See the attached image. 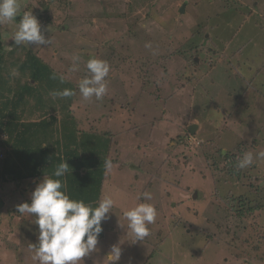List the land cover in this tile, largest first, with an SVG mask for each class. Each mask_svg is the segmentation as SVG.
<instances>
[{"label":"rangeland","instance_id":"rangeland-1","mask_svg":"<svg viewBox=\"0 0 264 264\" xmlns=\"http://www.w3.org/2000/svg\"><path fill=\"white\" fill-rule=\"evenodd\" d=\"M174 1L18 0L20 11L16 22L0 24L2 51L5 53L16 45L13 36L24 13L32 12L36 18L45 17L43 22L49 18L50 23H55L53 33H50L53 29L49 26L45 30L41 26L42 34L51 41L49 44L43 48L31 46L45 60L50 59L59 74L73 73L71 76L77 79L74 73L80 69L72 70V59L77 53L109 64L110 71L106 78L108 92L105 97L89 103L87 107L82 106V110H75L80 118L79 123H82L81 130L106 134L112 141L118 137V142H114L107 152L112 168L107 170L104 188L111 187V190L107 193L103 189V196H110L113 200L118 196V199L124 198L120 203L114 200L109 225L118 221L119 215L124 217L125 211L140 203L152 204L156 210L163 209L171 219L190 218L189 214L195 212L196 206L199 205L200 210L204 208L209 202L207 198L213 197L214 201L222 197L223 206L230 207L232 203L226 198H231L229 195L236 189L237 180L222 179L212 190L211 183L205 180L209 176L203 180L200 172H192L193 165L208 167L209 161L203 154L210 160L216 158L223 162L219 151L222 149L225 153L227 150L232 152L240 149L241 145L238 144L243 138L248 139L244 145L248 152L254 156L262 149L264 152V146L261 148L260 143L255 142L254 134V131H261V123H264V93L243 94L241 98L251 101L246 108L244 103L235 104L239 91L249 87L253 81L256 83L260 80L264 84V73L262 70L260 73L257 71V68L264 66V0H243V5L237 8L233 6L235 0H200L196 7L190 3L187 5L189 12L194 14L197 11L195 19L191 20L187 16L188 21L184 20L187 24L183 27V20L181 24L175 22L176 33H173L171 26L174 23L173 16L185 19V15L179 14V9L172 4ZM256 2L258 7L254 6ZM250 4L254 6L251 8L253 11L245 14ZM170 7H173L172 13L167 10ZM165 10L167 12H163ZM146 13H149L151 20L142 19L143 16L144 19L148 18ZM161 15L166 20L158 22V16ZM141 21L153 28L158 23H164L168 34L150 26V31H141ZM161 34L166 37L160 38ZM247 37L252 40L245 43L242 52L238 53V62L234 60L230 66L227 64L228 57L233 54L238 42H246L244 40ZM230 41L234 42L226 48L224 61L209 63L205 57L207 48H211L214 43L215 47L212 48H216L217 54H220L219 50H223V45ZM146 44H151V48L146 47ZM163 44L164 50L158 52ZM199 57L200 62L197 61ZM208 65H212L211 69ZM145 70L148 72L146 77ZM245 118L251 123L246 124L247 128L240 125L241 120L247 123ZM22 119L36 121L40 116L22 115ZM137 124L143 125L141 130ZM190 126H195L194 133H185L184 128L189 130ZM134 132L139 134L136 136L139 147L135 144L125 149L119 141L124 140L127 133L130 136ZM143 135L149 136V140ZM171 146L175 148L170 149ZM262 164L264 159H254L247 169L254 176L261 173L258 174L259 179L256 178L262 180L259 184L264 194V170H258ZM12 186V183L0 185V197L10 194L9 198L3 199L6 206L0 200V264H39L38 260L33 259L35 252L31 247V244H38L36 217L31 215L24 218L28 214H21L17 218L13 213H18L19 193ZM26 186V183L22 184L19 190L27 194V189H23ZM116 192L118 195H115ZM145 192L151 194V200L143 197ZM259 204H264V196L256 197L255 205ZM257 213L262 214V217H250V229L245 231L244 236L243 232L236 235L238 240L230 238L241 224L236 226L235 221L228 224L226 216L217 214L220 224H226L221 232L230 225V233L222 240L227 243L226 248L233 255L255 259L248 264H264V211L259 210ZM252 230L254 239L248 236ZM151 232L150 228V235L142 241L118 240L121 238L119 235L107 233L106 239L98 243L95 252L84 258L83 264H107L106 255L113 245L122 249L121 258L116 264H181L180 260L174 262L175 257H168L172 253H163L166 248L160 241L162 238L156 237L158 231L154 229ZM247 236L250 238H245ZM213 255L212 251V255L204 256L207 264L213 263ZM197 259L183 257L182 261L183 264H193L198 262Z\"/></svg>","mask_w":264,"mask_h":264},{"label":"trees","instance_id":"trees-1","mask_svg":"<svg viewBox=\"0 0 264 264\" xmlns=\"http://www.w3.org/2000/svg\"><path fill=\"white\" fill-rule=\"evenodd\" d=\"M37 19L41 25L44 23L54 31L55 27L53 25L55 23H50L49 18L47 22H43L45 17L40 16ZM43 47L38 46V48ZM2 50L3 44L0 33V148L5 150L4 157L0 159V185L9 181L25 183L28 178L31 181L34 180L40 183L44 178L51 177L56 166L65 160L70 168L68 174L61 179L67 185V194L72 199L82 200L94 207L97 206L104 197L103 189L108 174L104 167V162L108 161L107 152L110 151L114 142H118L116 140L118 137L112 141L111 137H107L106 134L86 132L80 129V118L75 114V110L76 112L82 110V106L87 107L86 105L96 101L95 97L85 101L79 93L80 81L91 75L86 68L87 61L91 58H87L81 53L74 56L80 58L77 62L72 59L80 69L74 73L77 78L74 79L71 76L73 73L59 74L54 63L50 59L45 60L42 57L43 55H39L40 53L37 51H33L31 45H15L5 53ZM144 75L145 77L148 76L146 70ZM106 82L108 84V81ZM64 89L72 90L74 95L66 98L53 96V93L61 92ZM250 91V87L239 91L236 97L238 100L235 104L244 103L246 108L251 101L241 97ZM34 114H38L40 119L28 121L23 125L19 124L22 115L33 116ZM229 114L233 113L230 112ZM87 120L95 122L93 119ZM242 121H240L241 127L247 128L246 124L251 125L247 119V123L245 121L242 123ZM261 124H263L261 131L258 133L254 131V134L255 142H259L260 147H263L264 123ZM136 126L139 130L143 127L141 124ZM184 131L190 134V131L186 128H184ZM4 133L7 136L6 138H2ZM148 133H151V131ZM56 135H59V137H56ZM127 135L129 134L127 133L124 140L119 141V144L123 145L125 149L135 144L139 147L136 137L139 134L134 132L133 135ZM12 137L14 138L13 141ZM143 137L148 139L149 136L143 135ZM43 140H47L45 147L41 145ZM247 140L246 138L241 139L238 144L241 145V148L235 151L230 152L227 150L223 153L224 151L221 149L219 156L224 159L223 162L216 158L210 160L203 154V157L209 161L208 167L202 168L199 164L193 165L192 172H200L203 180L209 176L205 180L211 183L212 190L218 186L219 181L222 179L230 180L234 178L237 180L236 189L229 195L231 198H226L232 203V205L229 204L230 207L223 206L222 197H218L214 201L212 197V199L207 198L209 202L203 206L202 210H200L199 205L196 206L195 212L189 214L190 218L171 219L165 215L163 209L157 210L155 223L148 227L151 228V233L154 229L158 231L156 237L157 239L162 238L160 241H163L166 248L163 253H172L168 257H175L174 262L180 260V263L183 264V257H187L194 260L198 258V262L193 264H207L204 256L212 255V251L214 253L212 264H248L255 260L233 255L226 248L227 243L222 240L230 233V225L221 232L222 227L226 224H220L217 216L218 213L226 216L225 219L228 220V224L233 221H235L236 226L241 224L239 230L232 233L230 240H238L236 235L241 232L244 233L243 236L245 235V231L250 229V217H262V214L260 215L257 212L259 210L264 211V204L255 205L256 197L258 195L264 196L263 187L259 184L262 180H258V174L261 173H257V179L249 169L236 168L238 161L248 152L247 148L244 149ZM48 145L52 146L49 147ZM173 148L175 146L170 147V149ZM204 149L208 148L205 147ZM262 166L258 170H264ZM251 192H253V195ZM115 195H118V192ZM119 197L115 199L120 203L124 197L118 199ZM108 215L111 218V214ZM117 219L119 220L113 225H109L111 224L109 219L102 222L104 230L99 237V242L106 239L107 233L119 235L121 238H118V240L135 241L127 227L128 221L122 215H119ZM106 226L108 227L106 228ZM189 229L190 231H188ZM127 235H129L128 238H126ZM254 235L255 233L252 230L248 236L252 238ZM262 235H264V232ZM248 236L245 238L249 239ZM159 252L161 253V251Z\"/></svg>","mask_w":264,"mask_h":264},{"label":"clouds","instance_id":"clouds-1","mask_svg":"<svg viewBox=\"0 0 264 264\" xmlns=\"http://www.w3.org/2000/svg\"><path fill=\"white\" fill-rule=\"evenodd\" d=\"M20 11L18 0H0V24L15 23ZM16 45L28 44L44 46L49 44L41 31V24L32 12H26L19 20L18 29L13 36ZM151 48V44L145 45ZM79 57H73L74 62ZM86 68L91 74L79 83V93L83 100L89 101L93 97L102 99L108 92L106 78L110 66L100 59L92 58L87 61ZM73 71L78 70V64L74 63ZM74 95L70 89L53 93V96L66 98ZM22 123L24 121L20 117ZM190 131V130H189ZM191 133V131H190ZM4 133L2 138H6ZM0 148V159L4 157ZM254 159H264V152L254 154L247 152L236 164L237 169L250 167ZM106 170H111L112 162L105 161ZM69 165L64 160L59 163L52 172L51 177L44 178L31 195V203L17 205L20 214H29L36 217L35 224L38 226V244H31L35 252L33 259L39 264H83L85 257L90 256L97 250L99 237L103 232L102 222L107 221L109 213L115 201L110 196H104L97 206L86 204L82 200L70 198L67 194V185L61 179L69 172ZM146 200H151L150 193H143ZM128 221L127 227L135 238L142 241L150 235L149 225L155 223L157 210L154 205L140 203L123 213ZM122 249L113 245L106 255L107 264H116L121 258Z\"/></svg>","mask_w":264,"mask_h":264},{"label":"crops","instance_id":"crops-1","mask_svg":"<svg viewBox=\"0 0 264 264\" xmlns=\"http://www.w3.org/2000/svg\"><path fill=\"white\" fill-rule=\"evenodd\" d=\"M190 3H192V4H194L195 5V7L196 6H198V4L200 3V0H176V1H174V3H172V4H175V8H178L179 9V14L180 15H185V19H181V17H179V18H177L176 17V15H174L173 16V19H172V21H174V23L173 24H171V26H172V28H173V33H176V28H177V25H175V22H177V23H180V21L181 20H186V21H188L187 20V16H189V18H191V20H194L195 19V16H196V12L197 11H195L194 12V14H191L190 12H189V8L187 7V5H189ZM252 3V2H251ZM240 4L241 5H243V0H235V5H233L235 8H237V7H240ZM182 5H184V7H183V11H181L180 9H181V7H182ZM238 5V6H237ZM255 7H258L259 5H258V2H256L255 3V5H254ZM253 5H252V7H254ZM233 7V8H234ZM251 4L247 7V10L245 11V14L247 13V12H250V11H253L251 8ZM172 9H173V7H170V8H167V10L170 12L171 11V13H172ZM167 10H165V11H163V12H167ZM124 13H126V14H128V16L130 15L128 12H126V11H123ZM144 15V14H143ZM127 16V17H128ZM146 16L148 17L147 19H144V16H143V20H145V21H149V20H151V17H149L150 15H149V13H146ZM210 18V17H209ZM141 19V20H142ZM163 20H166V18H165V16H163V15H161V16H158V22H162ZM178 20V21H177ZM244 20H246V16H245V18H244ZM140 22V21H139ZM138 22V23H139ZM141 23H142V25H141V27H140V29H141V31H143L144 29H148V27L150 26L151 28H153L151 25H146V23L145 24H143V22L141 21ZM181 24V23H180ZM187 24V22H183L182 23V25H181V27H183V26H185ZM113 25V24H112ZM155 25V24H154ZM43 28H44V30L46 29V27H47V25H41ZM163 28H164V23H158L157 25H155V27L153 28V29H160V30H162V32H164L165 34H168V30H166L165 28H164V30H163ZM51 29V28H50ZM151 29H148V31H150ZM213 30V29H212ZM54 31H55V29H54ZM54 31H52V32H50V33H53ZM155 34H160V33H155ZM165 34H161L159 37L161 38V37H163V36H165L166 37V35ZM244 34H246V33H244ZM239 35V34H238ZM237 36V35H236ZM164 37V38H165ZM233 38L235 37V36H232ZM250 40H252V38H245V40L244 41H246V42H241L240 44H239V42H238V44H237V46H235V48H234V52H233V54L232 55H230L228 58V62H227V64H229L230 66H232V63L234 62V60L235 61H237L238 60V58H239V55H238V53H240V52H242V48H243V46H244V44L245 43H247V42H249ZM163 41V40H162ZM161 41V42H162ZM233 42L234 41H230V42H228V43H226V44H224L223 46L225 47L223 50H219V53L220 54H217V51H216V48H212L213 46H214V43H212L211 44V48L209 47V48H207V50H206V58L209 60V63L211 62V61H213V62H222V61H224V59H223V57H224V53L227 51L226 50V48L229 46V45H232L233 44ZM223 44V43H222ZM221 44V45H222ZM215 47V46H214ZM164 44L161 46V49H159L158 50V52H162L164 49ZM147 49V48H146ZM146 53H148V52H146ZM211 57H213V59H210ZM187 60V59H186ZM197 61H199L200 62V57H199V60H197ZM141 62H144V61H141ZM206 62V61H205ZM238 62V61H237ZM189 63V62H188ZM207 63V62H206ZM190 64V63H189ZM209 66V68L211 69V67H212V65H208ZM151 67V66H150ZM150 67L149 68H147V70L148 69H150ZM160 67H162V65L160 66ZM207 67V66H206ZM264 66H262L261 68H257V71H258V73H260V71L262 70V72L264 73V68H263ZM216 68V67H215ZM205 69V68H204ZM206 70V69H205ZM222 70H224V68L222 69ZM237 72V74H238V71H236ZM238 76H239V74H238ZM259 76H261V74H259ZM258 76V77H259ZM257 78V77H256ZM258 79V78H257ZM263 82H260V80H257L256 81V83L253 81V83H251V84H249L250 86V88H251V91L249 92V93H251V94H254V95H258V94H263L264 93V88L262 87V86H264V84H262ZM262 85V86H261ZM260 87H262V89H260ZM58 122H59V120H58ZM19 124H24V123H22L21 121H20V123ZM81 125H82V123H81ZM56 137H59V135H56ZM13 138V137H12ZM14 140V138L12 139V141ZM50 141H51V139H50ZM47 144V140H43V143L41 144L42 145V147H45V145ZM49 146V145H48ZM52 145H50L49 147H51ZM7 183H12L13 184V186H12V188L17 192V193H19L17 196H18V203H19V205L21 204V201L24 199V203H29L30 201H31V195H32V192L35 190V188H36V186L39 184V183H37L36 181H34V180H29V178L27 179V181L25 182L28 186H26L25 188H23V189H27V191H28V193L26 194L25 192H23L22 190H19V188H20V186L22 185V184H25V183H21V182H14V181H9V182H7ZM7 183H5V184H7ZM105 184H106V179H105ZM23 186H25V185H23ZM112 188H117V187H115V186H112ZM104 190H105V192H107V193H110V191L109 190H111V187L110 188H104ZM5 197H10V194H8V193H6V195L5 196H1L0 197V200H1V202H2V204H4L5 206H6V202L3 200ZM2 209H3V207L1 206V212H2ZM10 211H12V210H10ZM13 212V211H12ZM14 214H16L17 215V218H19V216L18 215H21L19 212L18 213H16V212H13ZM25 214H27V213H25ZM29 217H31V215H29L28 214V216H27V218H29ZM25 218V217H24ZM26 221H28V220H26ZM28 222H30V221H28ZM0 262H2V259L0 258Z\"/></svg>","mask_w":264,"mask_h":264},{"label":"water","instance_id":"water-1","mask_svg":"<svg viewBox=\"0 0 264 264\" xmlns=\"http://www.w3.org/2000/svg\"><path fill=\"white\" fill-rule=\"evenodd\" d=\"M183 7H184V5H182V7H181V11H183ZM194 128H195V126H190L189 127V130L191 131V133H194Z\"/></svg>","mask_w":264,"mask_h":264}]
</instances>
